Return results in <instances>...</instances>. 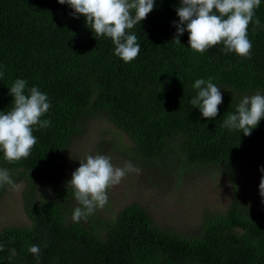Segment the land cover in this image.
Masks as SVG:
<instances>
[{"label":"trees","instance_id":"1","mask_svg":"<svg viewBox=\"0 0 264 264\" xmlns=\"http://www.w3.org/2000/svg\"><path fill=\"white\" fill-rule=\"evenodd\" d=\"M180 3L154 0L153 10L128 30L137 35L140 52L126 63L114 54L111 38L97 37L69 5L0 0V112L11 110L9 89L17 79L27 81L26 91L45 93L51 105L40 118L51 125L33 126L37 143L28 157L8 161L0 151V167L13 182H26L30 220L0 229V264H264V220L248 214L236 185L228 208L206 217L200 233L187 237L155 226L136 202L109 221L95 210L74 223L73 210L81 205L72 187L60 189L64 179L54 173L71 138L95 113L128 134L129 156L139 163H174L179 173L185 166L221 167L232 183L237 180L231 170L246 158L262 164L255 157L264 152V118L249 136L223 122L245 96H264V0L254 10L259 25H248L249 57L225 52L222 43L198 53L187 31L176 42ZM209 78L222 93L212 119L191 104L199 91L195 81ZM39 175L54 197L42 192L34 198ZM31 245L40 246L38 260L28 251Z\"/></svg>","mask_w":264,"mask_h":264},{"label":"clouds","instance_id":"2","mask_svg":"<svg viewBox=\"0 0 264 264\" xmlns=\"http://www.w3.org/2000/svg\"><path fill=\"white\" fill-rule=\"evenodd\" d=\"M59 4H67L74 11L71 15L85 17V23L97 37L111 38L115 46L114 54L124 62L134 60L139 52L137 35L128 30L146 18L154 8V0H57ZM261 0H181L176 9L179 22L175 24L174 40L185 31L189 33L188 43L191 49L203 53L212 46L222 43L225 52H234L241 57H249L252 43L248 39L250 22L259 25V19L253 20L254 10ZM3 73L0 72V77ZM27 81L17 79L9 89L13 97L10 111L0 112V151L8 161H19L30 154L31 148L37 143L33 135V126L47 128L49 120L40 118L48 112L50 102L47 95L37 87L26 91ZM193 87L198 94L191 100L193 108H198L202 117L212 119L217 116L218 105L222 103L220 88L211 82L197 79ZM264 118V96L259 93L245 96L237 106L234 114H229L223 127L239 129L249 136ZM80 166L72 173L67 182L74 189L76 200L81 206L72 213V221H86L87 217L97 208H103L108 202L107 189L118 184L129 172L140 173V169L126 162L123 168H116L111 157L106 155H87L79 161ZM259 171L264 173V167ZM15 184L7 169H0V186ZM259 195L264 198V175L259 183ZM3 245H0V251ZM38 260L40 246L31 245L28 249ZM15 255V249L12 250Z\"/></svg>","mask_w":264,"mask_h":264},{"label":"rangeland","instance_id":"3","mask_svg":"<svg viewBox=\"0 0 264 264\" xmlns=\"http://www.w3.org/2000/svg\"><path fill=\"white\" fill-rule=\"evenodd\" d=\"M132 142L128 134L104 114L91 115L86 119L83 130L71 138L54 170L64 179L60 189L64 192L71 189L67 182L80 166L79 161L87 155L100 154L111 157L116 168H123L126 162H130L141 170L139 174L127 173L118 184L107 189L108 202L103 208L96 209L103 220L113 219L122 207L136 202L146 209L155 226L187 237L197 236L206 217L228 208L235 195V185L248 214L264 220V198L259 195L260 178L264 175L259 169L264 167V160L261 164L258 159L246 158L239 170H231L237 180L232 183L228 170L221 167L184 165L183 173H179L178 164L139 163L129 156ZM255 158L264 159V152ZM35 179L36 200L42 192L55 196L51 185L40 175ZM14 183L20 187L13 189L5 185L0 195V229L30 224L23 199L26 182L21 179ZM73 203L78 202L73 200Z\"/></svg>","mask_w":264,"mask_h":264}]
</instances>
